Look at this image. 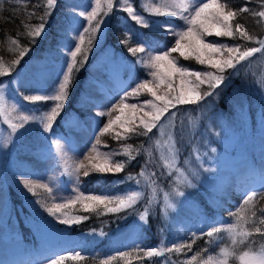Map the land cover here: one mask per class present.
Masks as SVG:
<instances>
[{"label": "trees", "instance_id": "obj_1", "mask_svg": "<svg viewBox=\"0 0 264 264\" xmlns=\"http://www.w3.org/2000/svg\"><path fill=\"white\" fill-rule=\"evenodd\" d=\"M220 2L227 3L228 0H220ZM160 3H162L161 0H131L134 11L149 21L180 23L176 17L168 14L156 15L150 10ZM117 6L118 0H112L111 9L108 7V0H99V2L97 0L94 7L97 9V16L92 24H95L98 19H103L102 28L95 34L92 44L88 43L89 33H84L85 40L82 49L87 51V56L85 58L82 51L76 57L77 64L71 73L67 98L63 101L64 107L54 122L53 128L58 126V122L60 123L62 118L73 113L82 126H91L89 139L92 142V153L99 163H103L104 154L108 152L113 153L111 157L113 161L126 163L123 170L118 173H99L87 165L85 168L89 170V176L85 177L83 175L85 168H81L79 182L74 174L67 173L66 175L64 173L60 179V186L66 188L68 181H72L75 188L86 195L99 193L107 187V194L116 197L122 193L130 194L133 191L139 192L140 196L132 207L121 209L117 213H109L103 206L95 211L84 212L80 203L70 205L61 209L59 214L67 217L83 216L87 219L71 226L58 223L62 232L60 236L40 238L37 233L38 227L33 223L40 224V219L48 215L45 210L46 207H50L47 191L37 186H34L33 192H29L24 186L20 191L17 187L7 184L4 190L5 227H8L12 219L13 236L18 245L16 247L17 255L7 260L0 257V264H48L49 259L57 257L64 258L63 264H204L209 256L216 260L223 247H232L230 234L226 232V229L229 224L236 221L237 216L245 218L240 220L241 226L252 230V235L248 238L249 244L240 250H247L249 246L259 250L264 245V235L255 231L256 228L264 229V224L260 222L261 214L264 213V171L252 158L251 164L236 177L231 178L232 181L229 185L220 187L214 184L202 185L199 182L195 184L193 177L189 176L188 179L193 186L188 187L186 184H178L173 178L172 172L164 171L162 165L158 163L159 157L153 143L156 140L159 127L165 124V117H162L159 127L147 135L123 133L124 136L130 137L128 139L116 138L115 131H122L118 125H114V131L108 133L101 134L97 130L102 127L106 115L104 117L93 115V120L87 112L88 108L96 106L97 112L105 111L116 98V94L114 88L106 84L102 74L90 68L91 65L94 62L97 63L96 61L100 57L109 52L112 63L121 65V68L116 69V72L124 75L127 70L126 66H130L128 70L130 74L132 73V77L119 88L122 97L125 90L131 91L135 88L136 81L143 80L150 71L142 63L137 62L139 59L147 58L146 52L136 54L129 52V48L139 44L133 36L139 33L143 42L153 46H155V41H159L160 46L164 44L171 46L175 39L165 33L163 29L157 30L155 25L146 27L138 24L129 17V13L126 11H118ZM91 7V0H58L55 8L49 10L51 15L46 16L47 0H0V64L9 69L6 74L0 76V85L5 84L23 65L42 60V51L46 46L55 44L66 46L58 40L60 39L59 28L68 27L74 31L83 23V20L78 16L66 12L67 9L84 11ZM245 7L249 11H239ZM230 9L236 12L234 18L229 21L235 33L234 36L217 37L213 33L211 36H206L205 40L217 41L227 46L239 45L241 52L252 47L260 48V42L264 41V17H260L258 12L264 11V0H230ZM42 15L45 16L46 28L40 37L34 38L30 33H34ZM236 24H241L242 31L251 38L246 39L239 32H235ZM128 28L131 33L130 38L127 35ZM13 40H16V43H13ZM121 40H126L127 43H121ZM30 41L34 42L30 43ZM72 45L70 42V45L66 47L69 48ZM25 48H29L30 51L21 58L20 52ZM157 50H159L158 47ZM256 53L239 63L233 61L234 67L226 68L223 73H218L216 69L208 65H201L191 57L184 59L179 56V53L171 55L178 64L191 70L208 71L226 77L224 82L215 89L218 96L213 97L211 108L212 111L223 112L228 104L229 91L244 78V71L249 72V60ZM48 54L52 60H56V64L63 56L59 53ZM220 55L222 58H227L228 53L222 50ZM14 61H19V63H13ZM236 65L239 68L235 75H232ZM186 78H190L189 81L195 80L194 77ZM148 79L151 80V78ZM93 83L100 86L98 92ZM191 84L193 86V83ZM27 88L25 89L20 84L19 88L13 92L15 95H18L17 92L37 93V90ZM198 90L203 92L208 88L200 85ZM102 94L104 95L101 96ZM146 101H153V97L146 91L141 92L139 96L127 98L128 103H138L143 109L152 110L145 103ZM154 102L158 106H162L161 101ZM31 105L36 104L31 103ZM185 106L177 105L175 108H170L169 112L171 110L179 111ZM123 115L126 119L131 113L125 109ZM138 115H143V112ZM145 119L147 118L145 117ZM136 123L139 124V120ZM139 130L143 131V129ZM51 135L52 131L48 132V136ZM171 135L176 152H178L176 165L179 167L190 153L191 142L194 140L188 141L182 138L180 134L176 133L174 125L171 127ZM97 138L99 143H97ZM48 143L56 155L55 159L61 163L64 171L66 168L69 171L74 169L76 165L72 161L73 158L66 154L67 149L62 148L63 158H61V154L57 153L51 138ZM128 145L131 146V156L135 157L130 162L129 156L124 151ZM32 148L29 143L26 144L24 141L18 142L17 149L7 147L6 152L12 155L11 165L20 162L27 165L29 161L25 156L27 153H33ZM6 165V163L3 164L4 168ZM258 180H262V184L255 187L253 191H249L252 183ZM174 188L184 192L185 202L175 201L173 198ZM163 192L172 194L174 201L172 208L163 203ZM253 192L257 194L256 197L244 204L246 196ZM111 206L114 207L115 204ZM238 206L239 211L237 212ZM97 213L102 214L98 215ZM230 213L235 215H230ZM142 214L145 216L143 221L140 220ZM213 224L221 228V231L209 238L206 233L211 230ZM131 225L134 227L136 240L116 241L117 233ZM189 244L191 245L190 249L178 247ZM153 249L157 250V255L148 254L149 250ZM77 253L80 254L79 257L76 256ZM194 256L195 260H193ZM229 264H239V261L230 257Z\"/></svg>", "mask_w": 264, "mask_h": 264}, {"label": "rangeland", "instance_id": "obj_2", "mask_svg": "<svg viewBox=\"0 0 264 264\" xmlns=\"http://www.w3.org/2000/svg\"><path fill=\"white\" fill-rule=\"evenodd\" d=\"M161 1L163 2V0ZM91 3L92 7L84 11L66 10L69 14L78 16L83 20L82 26L74 31H71L68 27L59 28L60 39L58 40L66 46L70 45V42L72 45L74 41L73 45L69 47L72 50H75V44L80 42L79 34L83 33L84 35L83 29L89 27L86 16L91 13L97 0H91ZM127 4H131V0H118L116 9L125 11L124 8ZM209 11H212V9ZM128 15L131 17L130 14ZM127 35L129 38L131 37L129 28ZM133 38L139 43L135 47H139L140 43L143 42V38L139 33L138 35L135 34ZM66 46H60L59 44L46 46L42 51V60L23 65L5 84L0 85L4 96V100L0 101V257L5 260L17 255L16 247L18 245L16 238L13 236V220L11 219L8 227H5L4 190L7 184L17 187L20 191H22L21 187L24 186L23 180H29L34 186L46 191L45 186H50L53 190L51 193L47 191L50 207L53 203L66 204L75 199L78 194L73 191L75 186L72 181H68V187L61 188L60 179L64 173L66 175L67 173L61 163L55 159L56 155L48 140L51 138L54 144L58 142L63 149H67L66 154L73 158L72 161L75 165L83 163L85 166L91 167L92 164L99 163L97 158L93 159L92 142L89 139L91 126H82L79 119L73 113H70V115L62 118L60 123L58 122V126L50 130L52 131V137L48 136V132L43 131L40 117L45 112L50 111L56 102L50 99H29L44 93H51L53 89H58L63 74L68 70L67 64L72 62L69 48ZM48 53H59L63 56L60 62L56 64V60H52ZM110 57L109 52L105 53L90 68L97 73H101L106 84L114 88L116 94L114 101L118 102L119 97H121L119 88L132 77V73L130 74L128 70L130 66L128 65L124 75L116 72V69H120L121 65L112 63ZM238 68L239 66L236 65L232 75H235ZM249 68V72L244 71V78L240 80V83L229 91L228 104H226L223 112L211 110L213 97L215 96H208L198 103L186 104L179 111L171 110V112L165 114V124L159 127L153 145H155L159 157L158 163L162 165L164 171L172 172V176L177 183L180 173L176 168L168 166L173 159H175V163L177 161V155L174 156L177 153L176 146L171 135L173 125L176 133L180 134L182 138L188 141L194 140V142H191L190 153L178 168L187 179L192 176L195 184L199 182L202 185L210 186L214 184L220 187L229 185L232 181L231 178L236 177L251 164V158L264 171V49L257 52L249 60ZM148 78L152 79L151 76H148ZM185 79L189 81L190 78ZM191 83L194 85L195 80L189 81L183 87L185 89L190 88L192 87ZM20 84L25 89L30 87L35 91L37 90V93L24 94L17 92L18 95H15L13 90L19 88ZM94 85H96L98 92L100 86L98 84ZM174 85L177 88L176 95H179L180 80L175 79ZM204 86H207V84H204ZM31 103L36 105H31ZM62 103L64 107V102ZM111 107L112 103L105 111L111 112ZM96 110V106H91L87 110L93 120V115L97 113ZM119 114L111 112L113 117ZM23 115H29L30 119L24 122L23 126H20ZM121 118L124 120V115ZM108 119L109 116L106 115L104 123ZM89 123L91 122L89 121ZM104 123L101 128H103ZM119 123L117 122V125ZM13 124L17 125L15 129L12 127ZM19 141L29 143L33 147L31 149L33 153H27L25 156L29 161L27 165L21 162L17 163L18 165H11L10 158H12V155L6 152L7 147L17 149ZM85 157H88V159H85ZM5 163L7 165L4 168L3 164ZM260 184H262V180L253 182L249 191H253ZM107 191L108 188L106 187L99 193L107 194ZM125 194L128 193H122L119 197H123ZM165 197H167V203ZM163 198V203L166 206L169 203H174L171 193L165 194L163 192ZM173 198L179 202L186 201L183 196L174 195ZM57 215L60 214L57 213ZM40 220V224L33 223L38 227L37 233L40 238L61 235V229L57 225L59 222L55 217L46 215ZM117 234L116 241L136 240L132 225L120 230Z\"/></svg>", "mask_w": 264, "mask_h": 264}, {"label": "snow or ice", "instance_id": "obj_3", "mask_svg": "<svg viewBox=\"0 0 264 264\" xmlns=\"http://www.w3.org/2000/svg\"><path fill=\"white\" fill-rule=\"evenodd\" d=\"M58 4V0H47V9L45 12L46 16L51 15V11ZM109 9L112 8V0H108ZM212 9V11H209ZM133 20L138 24L144 25L146 27H152L155 25L156 29H163L165 33L173 36L174 44L169 46V44H164L160 46L159 41H155L154 45H149L145 42H141L139 47L129 48V52L132 54L136 53H147L146 59H139L137 62L142 63L146 69L150 71L146 74L143 80L136 81V87L131 89V91L125 90L124 96L119 97V101H113L111 112L120 113L114 117L111 112L99 111L96 113L98 117L109 116V119L104 123L103 128H98L97 130L103 134L110 131H114V125L120 122L118 127L122 131H115V136L117 139H128L123 133H134L135 135H147L152 133L153 129L159 127V122L165 114L169 112L170 108H175L177 105L194 104L205 99L208 96H218L215 91L226 79L223 75H216L208 71H194L189 69L184 65L178 64L177 60L172 57V53H179L180 57L184 59H189V57L195 59L201 65H208L209 67L216 69L218 73H223L225 69H232L234 67L233 61L239 63L245 60L246 57L252 56L255 52H260L264 49V41H261V47H252L246 51L241 52L240 46H227L220 44L217 41H206V36H211L213 33L217 37L220 36H234V31L229 21L234 18L236 12L230 9V0L227 3H222L220 0H163L162 3L156 5L150 10L156 15H171L172 17L178 18L180 23L168 22V21H149L144 18L141 14L134 11L131 4H127L124 8ZM166 10V11H165ZM241 12H247L249 9L247 7L239 9ZM256 15L257 13H253ZM83 15V13H81ZM107 15V13H105ZM258 15L264 17V11H259ZM97 9L93 8L91 13L87 14L86 19L89 21L90 27H85L83 29L84 33H89L88 43L92 44L95 34L101 30L103 19L96 20L95 24L92 21L96 19ZM46 28L45 16L40 17V23L36 26L34 33H30L34 38L40 37ZM242 25L236 24L235 32H239L242 37L250 39L247 34L241 30ZM80 42L75 44V50L69 48L72 62L67 64V72L63 74L62 81L58 84V89H53L51 93H44L37 95L35 100H53L55 105L51 107L50 111L45 112L40 117V122L43 124V131L49 132L53 128V122L57 120L60 115V111L63 108V101L67 98V89L69 87L71 73L74 66L77 64L76 57L82 51L84 52L85 58L87 56V51L82 49L85 37L83 33L79 34ZM16 43V40L12 41ZM34 41H30L32 43ZM121 43H127L126 40H121ZM157 47L159 50H157ZM226 51L228 53L227 58H222L220 53ZM30 51L29 48H25L20 52V57L23 58L25 54ZM155 53V54H154ZM238 54V55H237ZM13 63H19V61H14ZM9 69L5 68L3 64H0V76L6 74ZM151 76L152 79L149 80L147 77ZM194 77L195 83L192 87L185 89L184 84L189 83L185 78ZM179 78L181 87L179 88V95H176L177 88L174 87L175 79ZM207 84L208 90L199 91L200 85ZM147 92L153 101H146L152 110H145L138 105V103H128V97L139 96L141 92ZM3 89L0 88V101L4 100L2 95ZM154 101H161L162 106H158ZM128 109L131 113L126 119L122 120V115L124 110ZM143 112V116L138 114ZM145 117L147 119H145ZM30 119L29 115H23L21 117V125ZM139 120V124H137ZM12 127L15 129L17 125L13 124ZM139 129H143L140 131ZM97 143L99 139L97 138ZM55 148L58 154H61L63 158V149L60 143L55 142ZM125 154L129 156V162L135 157L131 156V146L125 147ZM214 151V149H213ZM118 154V153H117ZM113 153L108 152L104 154L103 163H95L91 165L94 171L99 173H118L123 170L126 162L113 161L111 159ZM178 155V152L174 154ZM88 159V157H85ZM95 159V157H93ZM171 168H176L180 173V178L178 184H186L188 187H192L191 182L184 176V173L180 171L173 159L169 165ZM85 168L83 163L77 164L74 169L69 171L65 169V172L69 175H75L77 182H79L80 169ZM83 175L85 177L89 176V170L85 168ZM24 188L29 192H33L34 185L29 180L22 181ZM48 192H52L50 186H45ZM77 192L75 199H72L68 204L53 203L51 207H46L49 216L55 217V219L62 225L71 226L74 223H78L81 220L87 219V217L76 216L67 217L63 215H57L61 212V209L69 207L70 205H75L80 203L84 212L95 211L100 206H103L109 213H117L121 209H126L132 207L136 203L137 198L140 196L139 192L133 191L130 194H125L123 197H116L110 194H84L78 188L73 189ZM173 192L176 196H184V192L180 191L178 188H174ZM256 193L253 192L247 195L243 203L247 204L249 200H253L256 197ZM165 202L167 203V197H165ZM115 204V206H111ZM168 207H173L172 204H168ZM239 211V206L237 212ZM102 214V213H97ZM230 215H235L230 213ZM255 215V213H253ZM145 216L142 214L140 220L143 221ZM245 219L244 217L237 216L236 221L227 226L226 232L230 234V240L232 247L225 246L220 250V255L216 260H213L211 256L204 261V264H229V258L233 257L239 261V264H264V245L261 246L259 250H255L252 247H248L247 250H240L243 246L249 244L248 238L252 235V230L245 228L240 225V220ZM264 224V213L261 214V221ZM221 228H218L213 224L211 230L206 233L209 238H212L215 233H219ZM256 232L264 235V229L256 228ZM210 243L212 241L210 240ZM178 247H188L191 245H181ZM171 251V249H169ZM149 255H157V250H149ZM77 257L80 256L79 253L76 254ZM63 257L51 258L48 264H63ZM196 257H193L195 260Z\"/></svg>", "mask_w": 264, "mask_h": 264}]
</instances>
